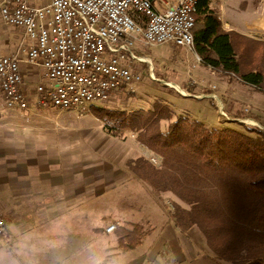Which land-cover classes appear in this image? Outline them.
<instances>
[{"label": "crops", "instance_id": "0c3cea01", "mask_svg": "<svg viewBox=\"0 0 264 264\" xmlns=\"http://www.w3.org/2000/svg\"><path fill=\"white\" fill-rule=\"evenodd\" d=\"M156 7L161 9L157 3ZM209 7L223 31L264 42V0H211ZM21 36V30L7 27L0 20V56L15 53ZM20 60L21 89L30 95L37 84L44 82L41 69L24 63L22 56ZM206 96L196 98L199 102L206 99L212 106L213 97L209 100ZM253 99H246L257 116L252 125L260 119L264 122V108L259 110L255 103L253 107ZM55 111L59 110L38 108L32 103L27 111H11L0 93V215L6 219L12 241L9 251L0 249V264H217L201 233L194 227L181 232L171 212L161 209L158 199L162 196L147 194L136 195L145 197L153 209L145 222L141 244L129 252L119 251L115 236L105 230L126 222L117 220L102 226L95 211L82 209L98 196L103 197L99 193L103 184L96 174L97 161L83 173L81 151L67 146L71 142L65 115ZM236 112H228L224 120L243 123L244 117ZM202 119L207 124L214 117L205 111ZM119 180L115 185V179H108L104 188L110 191L113 203L123 202V198H115L116 192L123 195L133 182L140 183L135 184L138 191L147 188L127 171L125 180ZM94 220L96 225H91Z\"/></svg>", "mask_w": 264, "mask_h": 264}, {"label": "trees", "instance_id": "16d2710c", "mask_svg": "<svg viewBox=\"0 0 264 264\" xmlns=\"http://www.w3.org/2000/svg\"><path fill=\"white\" fill-rule=\"evenodd\" d=\"M211 0H198L193 52L210 70L237 79L264 95V42L225 32ZM113 137L129 132L160 159L158 167L139 158L127 169L152 193L169 194L171 218L181 232L196 228L217 264H264V135L255 138L178 116L158 103L151 111H93ZM169 121L166 132L160 124ZM111 124V125H109ZM117 249L138 248L145 234L136 224L114 225Z\"/></svg>", "mask_w": 264, "mask_h": 264}, {"label": "built area", "instance_id": "2783aa9c", "mask_svg": "<svg viewBox=\"0 0 264 264\" xmlns=\"http://www.w3.org/2000/svg\"><path fill=\"white\" fill-rule=\"evenodd\" d=\"M197 4L198 0H50L35 7L28 0H3L2 24L22 31L15 53L0 56V93L6 108L27 111L32 103L81 112L107 102L142 81L143 48L172 45L193 50ZM21 56L45 75L30 95L21 89ZM114 230L111 225L105 231ZM11 246L6 219L0 215V249Z\"/></svg>", "mask_w": 264, "mask_h": 264}, {"label": "rangeland", "instance_id": "374dc122", "mask_svg": "<svg viewBox=\"0 0 264 264\" xmlns=\"http://www.w3.org/2000/svg\"><path fill=\"white\" fill-rule=\"evenodd\" d=\"M28 1L35 7H44L50 2V0ZM142 56L146 59V64L139 71L142 77L140 83L126 86L123 91L113 95L107 102L91 105L85 111H55L56 114L65 115V129L71 142L67 146L70 148L75 146L81 151L83 173H87L94 161H97L96 174L99 177V184H103L102 189L99 188V193L103 194V197L98 196L89 207L83 206L82 209L95 211L99 216L97 218L102 219V221L98 220L102 226L115 224L118 220V222L129 224L138 222L136 224L144 228L149 212L153 209L145 197L136 195L137 193L154 195L151 189L145 186V191H138L135 184L140 185V183L133 182L134 186L131 185L124 190L123 195L116 192L115 198H123V202L113 203L110 191H104V188L108 179H115V185L118 183L117 179L125 180L126 171L131 173L127 169L129 161L143 158L158 167L160 159L141 147L135 140L136 136L129 132H124L117 137L111 136L105 124L94 116V110L128 115L138 110L151 111L153 104L158 103L171 111L172 120L182 116L203 124L209 130L227 128L235 129L242 134H248L247 131H260L264 135V122L262 123L261 119L254 125L231 124L224 120L228 112L236 110L239 117L243 116L244 121L251 120L252 124L257 116L246 99L253 96L255 101L251 105L253 107L257 105L259 110H263V94L241 84L235 78L204 67L192 49L176 48L172 45L146 47L143 48ZM40 71L45 81L44 72ZM202 95H207L209 100L211 99L209 96L213 97L212 106L206 99L198 101L196 97ZM205 111L212 118L214 117L212 123H204L202 115ZM168 125L169 121L161 122V131L166 132ZM248 136L255 138L256 134H248ZM160 196L162 197L159 198ZM160 196L158 202L161 209L171 212V207L176 200L169 194ZM91 225H96V221L94 220ZM3 250L9 251V249Z\"/></svg>", "mask_w": 264, "mask_h": 264}]
</instances>
